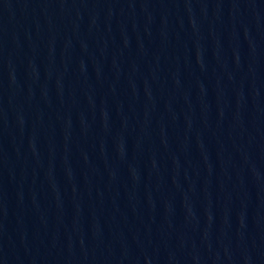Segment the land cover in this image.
I'll use <instances>...</instances> for the list:
<instances>
[{"label": "water", "instance_id": "obj_1", "mask_svg": "<svg viewBox=\"0 0 264 264\" xmlns=\"http://www.w3.org/2000/svg\"><path fill=\"white\" fill-rule=\"evenodd\" d=\"M0 264H264V0H0Z\"/></svg>", "mask_w": 264, "mask_h": 264}]
</instances>
